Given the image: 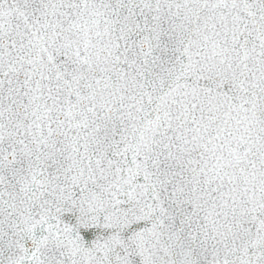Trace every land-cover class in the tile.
I'll return each instance as SVG.
<instances>
[{
	"label": "snow or ice",
	"instance_id": "6c2138e0",
	"mask_svg": "<svg viewBox=\"0 0 264 264\" xmlns=\"http://www.w3.org/2000/svg\"><path fill=\"white\" fill-rule=\"evenodd\" d=\"M0 264H264V0H0Z\"/></svg>",
	"mask_w": 264,
	"mask_h": 264
}]
</instances>
